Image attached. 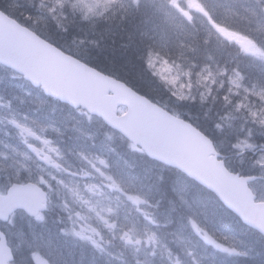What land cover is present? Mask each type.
<instances>
[{"label":"water","instance_id":"water-1","mask_svg":"<svg viewBox=\"0 0 264 264\" xmlns=\"http://www.w3.org/2000/svg\"><path fill=\"white\" fill-rule=\"evenodd\" d=\"M0 61L25 74L35 85H42L48 95L74 106H87L91 112L104 115L111 126L140 145L151 158L180 169L214 191L247 225L264 233V204H254V196L248 189V183L254 178H240L229 173L217 160L219 154L212 142L194 127L137 99L127 87L99 76L1 13ZM109 90L116 95L105 96L104 92ZM121 103L130 107L129 114L123 118L116 115ZM217 165L223 167V172ZM239 181H245L243 187ZM25 189L31 191L29 200L34 201L33 208L43 210V198L35 196L29 186ZM11 197H0L4 199L0 201L1 214H7L14 205L19 206L16 197ZM25 208L30 212L29 207Z\"/></svg>","mask_w":264,"mask_h":264},{"label":"bare ground","instance_id":"bare-ground-1","mask_svg":"<svg viewBox=\"0 0 264 264\" xmlns=\"http://www.w3.org/2000/svg\"><path fill=\"white\" fill-rule=\"evenodd\" d=\"M38 1L39 0H18V2L16 3L18 5L17 9L18 10L20 9L25 15H28L29 17L35 14L41 15L42 13H46V15L48 14L49 18H53L55 20H59L60 16L69 15V12H67L68 11L67 6H64L62 3L58 5H54L58 0L49 1L48 3L50 8L45 6L43 7V9H41V7L39 6ZM224 5L225 3H217L213 5V7L218 11L217 15H212V14L201 15L202 24L205 22L206 25H210L211 27L210 28L205 27L203 30H201L200 36H194L191 42L192 45L189 46L188 44V46L180 45L179 47H176L175 54L178 56L179 62L187 66V69L194 70V68L192 67L194 65V67H196L197 73L202 75L206 71V68L204 66H208L211 62L214 64L213 59L216 58L218 55H220V51L219 49L217 50L216 48L207 46L208 45L207 40L210 39L209 38L210 35L211 37L213 36V30L219 28V26L222 25L223 23H229L231 22V20L235 21V18L237 20L238 18H242V16L253 19L258 18V20L264 22V5L247 4L246 2L240 0L235 1V3H233V5L227 9H223ZM51 8H53V10ZM149 9L150 11L152 10V13H145L140 18V20L127 22L123 27V30L126 31V35L129 38L131 36L132 38H134V40L141 42L142 40L144 42L147 40V42L151 41L153 44H155L156 48L149 49L147 51L142 46L141 54L142 57H144L143 59L147 66H150V62L152 61L151 58L160 59L161 57L168 54L169 51L170 52L172 51V47H170V45H167L165 42V41H170L168 40L169 36H167L169 35L170 30L168 28L163 30L164 26H163V22H161L160 14L159 13L157 14V11L152 7H149ZM168 9L169 6L167 5L160 6L161 11ZM42 10H44V12H42ZM70 13L71 15L75 13L74 21H80V15H78V10H74L73 12ZM82 14L88 16L86 12H82ZM133 17L134 16H127L126 19L131 20ZM107 27H113L115 31H117L116 29H118L119 26L104 25L103 29ZM245 30L246 32L242 34L243 36L252 37L254 35L253 38H256L255 40L256 44L259 45L260 43H262L261 40L264 38V29L263 26L259 24V22L253 25V27L249 26L245 28ZM124 31H122V33ZM122 33H112L114 39L112 41L115 47L119 44L121 46L123 44L122 43L123 40H128V37L121 39L122 38L121 36H123ZM92 34L96 36V33H92ZM160 34L162 36H160ZM99 41L100 43H91V42L89 43L90 48L94 50L92 51V55L94 57L96 56V54H102L100 51L97 50L104 51L105 48L106 49L110 48V46L108 45V41L106 39L102 40L103 48L101 47V37H99ZM129 47L134 50L139 46L132 47L129 45ZM228 48H229L227 50L228 54H226L225 57H229L234 61H239L240 59L239 55L242 54V50H239L238 48H232L230 46H228ZM100 57L103 58V56ZM184 58H186L185 62H184ZM147 66L145 67L143 66V70H144V75H142L143 79H139V81H135L133 79L130 78L128 79L127 77L121 76L119 77L121 82L119 86L128 87L130 89H138L137 86H141L145 89V86H149L152 89L153 95L151 96L153 98H156V95L154 94L153 90L155 92H159L162 94L167 93L168 92L167 86L159 80L157 75L154 73V70L148 68ZM100 68L101 69L104 68L106 70H108L109 68L111 70L114 69L112 67L108 68V66H105V64L102 63ZM260 89H264V88L261 86ZM196 97L202 99L204 95L201 91H199ZM200 104L202 106L198 105L197 108L193 110V112L191 111L192 116L196 119H199L200 121H203V119H205V124L206 122H208L209 127L217 126V129L220 134L222 135L223 133L226 134L224 142H228L230 140H234V141L244 140L247 137L250 139L257 138V140L264 139L263 130L259 131V130H255L254 128L253 129L241 128L240 125H237L236 122L230 121L231 115L227 113V108L223 104H219L217 101L215 106L212 103H200ZM197 113H201L202 115ZM96 154H100V153L96 152ZM110 157L112 158L115 164H118L120 160H123L124 158L129 159L126 156V154L111 155ZM233 166L234 168L238 167L236 163H233ZM125 167L127 168V165ZM259 170L260 168H258V171ZM110 171L113 172L114 168L110 167ZM167 178L169 182L160 188L156 186L157 184H155L153 180L150 179L148 180L150 184L149 187H152L151 185L155 186V196L161 198V204H162L161 225L166 232L165 240H169V237L171 239H175V235H174L175 233L177 235L180 234L181 236H183V238L186 241L191 243L192 238L185 223L186 219L188 218V213H185L182 210V207L179 205L182 199L179 195L175 194L173 190L175 186L174 184L177 183V181L170 182V178H171L170 175H168ZM263 181H264V176H263ZM150 192L151 191H149V193ZM215 208H216L215 205L207 203L208 211L213 212ZM195 211L201 212L200 209H195ZM176 212H180L183 215V217L180 213H176ZM215 212L217 214L218 209L215 210ZM215 212H213L214 216H210L208 214L200 215V216L205 220V222L208 225H211L216 231H219V233H225L228 231L229 228L233 230V226L237 225L238 221L240 223L246 224L244 221H242L243 219L236 212L232 213L235 217L231 215L217 216ZM18 214L22 216L23 212H19ZM179 219H181V221ZM71 230H72L71 223L68 220L63 219L57 224L53 232L62 235H68L71 232ZM74 233L75 232L72 231L69 234L68 238L60 239L55 242L53 239H51V237L49 238L48 235L49 231L46 227L42 226L40 228L33 230V236L38 243H43L44 241H47L46 244H52L46 248L48 251L50 248H52L55 251L56 250L64 251L67 260H69L70 258H77V261L76 262L71 261V264H106L107 263L105 261L106 254L101 250L103 248H106L105 251L108 254L109 247L107 246H101L99 244L98 247L93 246L91 248L90 254L86 253L84 250L81 249H79L81 252L77 250H71L72 249L71 246H73V240L69 239V237L74 236ZM244 241L247 242V244H242L243 247H247L245 251L239 252L237 248L236 250L227 253L229 264H264V241L257 240L256 237H251L250 239ZM172 244L176 245V242L174 241L172 242ZM193 245L198 246L200 244L195 243ZM202 247H200V249H202ZM39 254L40 256L38 259L40 263L44 261H49V262L52 261L51 264H68L67 261L53 259L51 254L46 253L45 249L41 250ZM255 254L258 255L259 258L257 257L255 258L254 257ZM220 255H221L220 251L217 250L216 256L220 257ZM214 257H215L214 255L208 253L207 264H212L211 261ZM255 260L257 263H255ZM114 263L130 264L127 263V260L125 258H120L118 261ZM219 264H225V262Z\"/></svg>","mask_w":264,"mask_h":264},{"label":"rangeland","instance_id":"rangeland-1","mask_svg":"<svg viewBox=\"0 0 264 264\" xmlns=\"http://www.w3.org/2000/svg\"><path fill=\"white\" fill-rule=\"evenodd\" d=\"M39 1L38 4L41 9H43L45 3L41 2V0ZM51 9L53 10V8ZM42 12H44V10H42ZM45 15L46 13H42L41 15H31L32 23L39 24L40 28L45 30V27H48V23L52 25L48 14L46 16ZM60 17L64 20L66 19L65 16ZM70 21L75 22L73 18ZM70 44L77 50V47L74 43ZM151 59L152 61L150 62L149 68L153 69L159 80L163 82L167 86V88L173 91L175 97L170 96V98L172 99L171 103L178 108L181 103L177 102V98H182L190 92L186 83L185 76H183L182 73H180V71L176 67H174L172 63L154 58ZM15 76L16 74H14V72L0 66V84H8L10 87V92L14 97L13 100H10L8 94H0V171H2V173H9L11 172L12 168V156L10 155L11 144L10 140L7 138L10 136V133L5 132L3 126H7V124L17 118L18 113H38V111L30 112L28 109H26V104L30 103L41 105L43 108V113H53L51 110L58 111L59 113H64L63 111L58 109L56 105H52L50 102H48V99H46L40 93L32 91L24 84L22 80L15 79L11 80L10 82V79H13ZM2 79H4L3 83H1ZM239 85V81L235 80V83H229V88L232 89V92L237 93L239 91ZM221 88H223V86H221L220 89ZM239 95L242 100L240 102V105L234 107L236 111L232 112L233 118H237L239 123L242 126H245H240L241 128H254L255 130L259 131L264 129V124L260 122L261 119H263L261 115L264 114V99L262 100L261 106L259 101H257L256 99V94H251L250 90L247 91V94L240 93ZM121 111H123V109ZM67 113H69V111H67ZM257 123H260V125H258ZM225 135V133H223V135L220 134L218 130H216L215 132V136L219 140V149H221L222 147H224L223 149H225L227 147V142H224ZM112 136L113 135H110L106 138V146L110 144ZM113 141L116 142L118 141V139L113 138ZM233 141L228 142L233 145ZM245 142L246 144L251 145L247 140H243L239 145V148H241L242 151L237 153L238 150H235L230 153L231 160L235 158V155L241 158L242 162H247L249 160L252 164V167L256 168L257 170L258 168H260L259 171H261L264 176V167H262L260 164L261 159L264 158V154L254 157H245L242 160V156L245 153L244 150L255 149L254 146L246 147ZM5 145L7 147L5 149L6 152L3 149L5 148ZM84 156L87 158L85 154ZM130 157H133V155H130ZM141 167L142 165L136 168H130L131 170L128 179H126V184L125 182H123L124 179L121 180L119 175L116 176L115 174V179H113V181L116 182V184L120 187L125 184L126 190L130 195V198L128 200V207L130 208L128 215L120 214V216L122 217V221L119 223L120 227L110 231L112 233V237H106L109 241L113 242L112 248H109L108 250V254L105 251L106 248L101 249L106 254L105 261L107 262V264H115L114 262L118 261L120 258H125L127 260V263L130 264H207L208 253L211 254V250H222L216 248L207 240H205L204 236L195 230V228L193 227V222L200 229H202L203 232L207 233L208 236L212 237L224 248H231V245H233L234 243L231 242L228 231L225 233H219V231H216L211 225H208L200 216L205 214L214 216L213 212H215V210L217 209L218 213L216 214L215 212L217 216L224 215L219 211L218 206L216 205V203H213V201L199 199L198 195L201 198L205 196L201 193H194L193 195H190L192 197L188 208L190 210L191 217L188 218L185 223L192 238L191 243L186 241L180 234L177 235L175 233V239H171L169 237V240H165L166 232L162 228L160 221L162 215L156 214L151 217L150 215L152 211L149 212L148 210L149 208L153 209V211L162 210V204L160 201L150 198L151 192L149 193L148 190H145V187L140 186L142 185V183L147 182L149 178L154 175L147 169H141ZM156 170L160 172V169ZM169 175L171 176L170 182L177 181V183L174 184L175 186L173 189L175 194L179 195L180 197H186L189 192H195V189L191 185H189L190 183L188 181H184V178H182L181 176H178L174 173H170ZM8 179L10 180V177ZM64 183L68 182L64 180ZM156 186L159 187L160 183H158ZM253 189L255 193L258 194L262 200H264V181L256 183ZM65 200L67 201L66 198ZM137 201L140 202L138 203ZM207 203L215 205L216 208L213 212L207 210ZM108 206H110V204H107L104 207L106 208ZM195 209H200L201 212H196ZM179 220L181 221V219ZM72 231L75 232L74 234L79 232H76L75 230H73V228L71 232ZM124 233H129L130 235H132V239L134 242L133 246L126 247L125 241H121V237ZM149 236H154L155 240L150 241L148 239ZM225 237L227 239H225ZM137 240L140 241L139 244L136 243ZM28 241H32L36 245L39 244L36 243L34 239ZM28 241H24V246L26 243H28ZM114 241L116 243H114ZM174 241L176 242V245L172 244V242ZM195 243H199L203 247L200 245H193ZM200 247H202V249H200ZM246 248L247 247H243L241 245L238 247V250L239 252H242L245 251ZM20 255L22 256L23 253L21 252ZM216 261L217 257H214L211 262Z\"/></svg>","mask_w":264,"mask_h":264},{"label":"trees","instance_id":"trees-1","mask_svg":"<svg viewBox=\"0 0 264 264\" xmlns=\"http://www.w3.org/2000/svg\"><path fill=\"white\" fill-rule=\"evenodd\" d=\"M18 0H0V8H5V10H8L7 12L10 13V15L14 16L17 19H20V21H22L23 23H27L28 24V20H30L31 17H29L28 15H25L20 9H17V3ZM12 8L10 10V8ZM114 7H118L117 4L114 5ZM150 5H148L147 1H144L141 3V5L135 7V8H131L129 7H124L127 8V10L123 11V10H118V8H115L113 11L114 12H109L104 19L98 21L97 23H86L84 25H81L80 29H77L72 23H70L68 26L72 27V31L75 32L76 34V39H77V43L80 44L83 40L82 39H86L88 43H100L99 41V37H101V47L102 46V40L106 39L108 41V45L110 46V48H105L104 51L102 50H97L100 51L102 54H96V56L94 57L92 55V51H89L88 56L89 58L87 59L91 64L95 65L97 68H99L100 70L116 76V77H127L128 79H133L135 81H139V79H143L144 75V70H143V66H147L145 61H144V57H142L141 51H142V46L144 47V49L147 51L149 49H154L156 48L155 44H153L151 41L147 42V40L144 42L142 40L141 41H137L134 40V38H132L130 36V38L126 35V31L123 30V27L125 26V24L127 22H133V21H137L140 20V18L145 14V13H152V10L150 11L149 9ZM159 12L157 11V14ZM208 14H211L210 12ZM127 16H134L131 20H127L126 17ZM161 17V22H163V30H165L166 28H168L169 31V38L168 40L170 41H165L167 45H170V47H172V51L168 54H166L165 56H167L168 58L172 59V60H178V56L175 54L176 51V47H179L180 45L183 46H189L192 45V38L194 36H200V32L201 30H203V28L199 25V23H194L191 25H188V31L183 32V31H176L175 26L176 24L173 23V21H171L169 18L166 17V13H162V15H160ZM75 18V13H73V19ZM70 21V19H68ZM257 22V20L253 19V18H248V17H244L242 16V18H238L235 21L229 22V23H223L222 25H220L219 27L222 29L224 27H226L227 29H232L233 31H238L240 33H245L246 30L245 28L255 25ZM259 24L262 25V22H259ZM104 25H118V29H116L117 31H115V29L113 27H107L105 29H103ZM182 25V24H181ZM186 25V24H184ZM122 31H124L122 33ZM92 33H96V36L93 35ZM112 33H122L123 36H121V39L127 38L128 40H123L122 41V45L120 46L117 45L116 47L113 44V35ZM160 36H162L160 34ZM254 36V35H253ZM252 36V37H253ZM49 37L52 40L58 41L56 38L52 37V35L49 34ZM80 38V39H79ZM119 43V42H118ZM207 46L212 47V48H216L217 50L219 49L220 51V55H218L216 58L213 59L214 64L211 62L210 64L214 66V70L216 71L215 73H220V70L223 68L222 65H226L228 66L230 63H235L236 61L232 60L231 62L229 60H225L226 57L225 55L228 54V51L221 49L222 47L221 44H218V42L215 39H208L207 40ZM137 47L136 49H132L129 47ZM227 46V45H224ZM169 47V46H168ZM132 49V50H131ZM96 51V50H95ZM107 53V54H105ZM244 53V52H243ZM243 53L241 55H239V58L241 59V61L244 59ZM100 56H103L100 57ZM186 61V58H184V62ZM102 64H105V66L112 67L114 68L113 70H106L104 68H100ZM182 64V63H181ZM199 65V64H198ZM253 64H249L247 66H244V68L239 71L237 68H234L231 72H228L229 74H240L242 78H244L247 81H251L254 83H261V79H259L258 75L254 74L255 71H253ZM103 66V65H102ZM183 66H185L183 64ZM255 66V65H254ZM187 67V66H185ZM194 68L193 73L196 76V78L199 77L200 74L197 73L196 71V67H194V65L192 66ZM257 67V66H256ZM237 70V71H236ZM261 78H263V76H261ZM255 80V81H254ZM257 80V82H256ZM263 80V79H262ZM194 81H199L194 80ZM264 84V83H263ZM135 85V84H134ZM137 86V85H136ZM137 88L139 89V91H141L142 93L145 92L146 95H148L149 97L152 98L151 95H153L152 89L149 86H145V89L141 86H137ZM153 92H155L153 90ZM159 92H157L158 95ZM197 94L195 95V100L192 98V96L190 95V99L191 101L188 103H185V107H183V111H186L187 113H189L191 120L193 121V123H195L196 125H198L199 127L201 126L200 124H205V119L204 121H200L199 119H196L192 116V112L195 108H197L198 105L202 106L200 103H209L208 102H203L201 101V98L196 97ZM208 99H210L208 97ZM211 100V99H210ZM219 103V102H218ZM219 104H223V101L220 102ZM192 111V112H191ZM197 114H201V113H197ZM202 115V114H201ZM208 117V116H207ZM206 124H209L208 122H206ZM213 124V123H212ZM203 126V125H202ZM204 128V127H202ZM210 128V127H209ZM206 132H209L206 129H204ZM264 132V130H263ZM169 171V170H168ZM172 171V170H171ZM168 174L165 173L164 175V179L162 182V186L167 184L168 181ZM179 205L181 206V204L179 203ZM182 207V206H181ZM225 264H229V261L225 260L224 261ZM257 263V262H255Z\"/></svg>","mask_w":264,"mask_h":264},{"label":"snow or ice","instance_id":"snow-or-ice-1","mask_svg":"<svg viewBox=\"0 0 264 264\" xmlns=\"http://www.w3.org/2000/svg\"><path fill=\"white\" fill-rule=\"evenodd\" d=\"M97 2H99V0H97ZM112 2H114V0H106V3L104 4V7H108V4H109V3H112ZM78 3L83 4L84 8L87 9V12L91 13V12L93 11V8L90 7L87 3H85V0H78ZM73 7H76V5H73ZM85 18H87V15H86ZM233 83H235V81H233ZM254 115H255V114H254ZM260 122H261L262 124H264V119H261ZM18 127H19V126H18ZM21 131H22V132H28V134L31 135L30 130H28V129H26V128H22ZM46 143H47V142H46ZM245 146H246V147H252V145L246 144V142H245ZM237 147H239V145H237ZM52 151H55V149H52ZM101 163H103V161H101ZM260 164H261L262 167H264V158L261 159ZM217 167L220 169L221 172H223V167H222V166L217 165ZM224 175L226 176L227 173H224ZM229 179H231V180H236V177H230ZM204 182L207 183V181H204ZM239 184L243 187V185L245 184V181H239ZM217 190L219 191V189H217ZM243 191H244L245 193H247V189H246V188H244ZM137 202L139 203L140 201H137ZM37 218H38V219H43V217L40 216V215H37ZM110 227H111V225H110ZM193 227L195 228V230H196L198 233H201V234L204 236V239H205V240H207L210 244H212V245L215 246L216 248H219V249H221L222 251H225V252L230 251V249H228V248H224L221 244L217 243L216 240H214L212 237L208 236L207 233L203 232V230L200 229V228H199L194 222H193ZM77 235H82V234H81V233H77ZM148 239H149L150 241H154V240H155V237H154V236H149ZM225 239H227V238L225 237ZM128 242L131 243V240L129 239ZM93 243H95V242H93ZM136 243L139 244L140 241L137 240Z\"/></svg>","mask_w":264,"mask_h":264}]
</instances>
